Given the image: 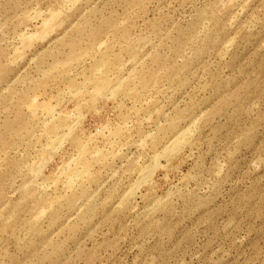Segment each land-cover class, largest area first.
I'll return each instance as SVG.
<instances>
[{"label": "rangeland", "instance_id": "rangeland-1", "mask_svg": "<svg viewBox=\"0 0 264 264\" xmlns=\"http://www.w3.org/2000/svg\"><path fill=\"white\" fill-rule=\"evenodd\" d=\"M0 264H264V0H0Z\"/></svg>", "mask_w": 264, "mask_h": 264}, {"label": "bare ground", "instance_id": "bare-ground-1", "mask_svg": "<svg viewBox=\"0 0 264 264\" xmlns=\"http://www.w3.org/2000/svg\"><path fill=\"white\" fill-rule=\"evenodd\" d=\"M183 132H184V130H183ZM183 132H182V133H183ZM182 133H181V134H182ZM183 134H184V133H183ZM178 135H179V133H178ZM178 135H177V136H178ZM181 136H182V135H181ZM179 138H180V137H179ZM175 140H176V139H175ZM172 141H173V140H172ZM173 142H174V141H173Z\"/></svg>", "mask_w": 264, "mask_h": 264}]
</instances>
